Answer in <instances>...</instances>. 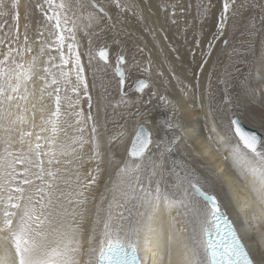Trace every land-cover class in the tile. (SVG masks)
<instances>
[{
	"label": "snow or ice",
	"instance_id": "1",
	"mask_svg": "<svg viewBox=\"0 0 264 264\" xmlns=\"http://www.w3.org/2000/svg\"><path fill=\"white\" fill-rule=\"evenodd\" d=\"M44 2L53 10L46 19L55 21L56 32L50 33L51 43L41 42L37 55H32L27 32L23 45L18 43V11L13 17L15 31H5L6 21L0 22V264H147L144 256L162 241L167 264H264V256L257 259L242 242L225 216L218 195L231 187L227 183L231 179L252 193L264 218V89L259 107L244 105L239 102V94L229 93L227 81H221L225 90L215 109L218 117L209 101L214 133L210 139L230 162V172L224 176L200 163L184 135L186 126L179 101L172 103L164 96L160 100L171 106L170 114L153 122L160 133L155 140L145 124L136 125L130 147L123 146L119 139L126 136L124 132L119 138L102 139L77 51L76 19L72 20L73 27H68L71 5L64 0L58 4L56 0ZM76 5L80 11L77 19L86 21L84 27L98 28L101 33L111 31L115 45L121 44L122 33L131 35L126 28L129 15L137 22L143 20L140 0H76ZM18 6V0L10 4L12 9ZM8 7L6 0H0V15L7 16ZM37 7L43 10L42 5ZM160 7L165 12L171 9L168 19L172 24L177 23V10L181 14L184 11L179 0L163 2ZM196 7L204 18L214 5L208 0ZM249 11L253 14L246 18L244 14ZM230 20L233 30L243 27L244 62L259 63L264 68L262 0H222L216 33L204 55L211 57L214 41L224 38L222 43H229L225 33ZM66 40L70 41L67 56ZM53 48L59 53L60 63H55L53 56L41 63L45 51ZM28 55L31 60L25 62ZM87 55L90 66L95 61L105 70L112 67L107 44L93 48L89 40ZM207 63L205 59L201 70ZM124 64V55L118 53L114 74L121 102L128 103ZM35 81L42 82L38 96ZM240 87L243 94L255 96L256 89L247 82L242 81ZM147 88L148 82L139 80L129 92L143 94ZM69 89L75 100L67 95ZM81 91L88 100L86 118L83 111L75 110ZM45 100L54 104L47 116ZM37 110L41 113L38 132L34 131L38 127ZM100 110L98 103L97 112ZM138 115L147 123L151 110ZM68 117H75L74 123ZM89 121L90 139L85 136ZM104 127L106 131V124ZM69 128L79 134L70 137ZM114 140L121 143L120 150L114 149ZM86 145L91 147L85 156ZM86 165L90 167L84 173ZM106 167L105 194L95 203L89 226L95 201L90 193L99 187ZM177 217H183L182 227H177ZM165 222L166 230L157 228ZM258 239L264 244V233Z\"/></svg>",
	"mask_w": 264,
	"mask_h": 264
},
{
	"label": "bare ground",
	"instance_id": "2",
	"mask_svg": "<svg viewBox=\"0 0 264 264\" xmlns=\"http://www.w3.org/2000/svg\"><path fill=\"white\" fill-rule=\"evenodd\" d=\"M153 1L155 2V0H143L141 6H145V7L147 6L148 7V4L150 3L152 5ZM161 2H162L161 0L158 1L159 4ZM169 2L170 3L175 2V0H169ZM156 3H157V1H156ZM179 4L185 5V9H186L187 15H188V16L186 15L187 22H185V23H187L186 27L188 28V30H187L186 35H185V38H186L185 39L186 41L184 40L185 42L184 41L181 42L183 40L182 37H181L182 40H179L180 38H178V36L176 38L173 33H170L171 31H169L170 34L168 33V35H166V37H165L166 50H164V63L163 64L165 66H168L171 69L170 72H167V76H169L170 81L167 84V83H165V81L160 80L158 77H156V76L152 77L149 74L148 75L146 74V76L144 78H141V79H144L148 82L149 88L145 89V92L143 94L132 93V94L128 95V96L134 97V98H130V99H133V100H130L133 103L129 104V105L132 106V109H136L134 111L135 119L133 121L129 120L128 123L125 125L126 128L125 129L122 128L123 129L122 131L124 133H126V136H124L123 138H120V139H122V145L123 146L129 147L130 141L132 139L136 125L137 124H145V126L149 129V131L152 132L153 139L155 140L160 133L158 132V129L155 127L153 122L157 121V120H161V119L165 118L167 115H169L170 114V107H171L170 105H166V104L162 103L160 100V97L164 96L169 101H171L172 103H177L179 101V106H180V111H181V119L186 126L185 131H184V135L186 136L188 143L191 144L192 148L196 151V153H198L197 159H199L201 164L206 165L207 167L213 168L221 176H224L226 173L230 172V168H229L230 162L224 160V158H223L224 154L217 152V150H216L217 144L214 142L213 139H210L211 136H214V133L212 132L213 117L208 115L209 111H210L209 101H211V110L215 113V109L219 105L221 98L224 95V90H225V83H221V81H227L229 93L233 94V95L239 94V102L241 104L253 105V106L259 107L261 99H262L261 89H264V68H262L259 65V63L255 64V65H250L248 63H245L244 60L242 59L243 60L242 63L238 64V66L237 65L235 67L231 66V70H230L228 76L226 75L227 77L224 80L218 79L219 80L218 82L213 83V87L211 88L212 92H211V95L209 96L208 95L209 94V92H208L209 87L206 86V83H208V76H209V73L212 71L211 70L212 69L211 63H212V60L214 59V57L216 56V54H215V53H217L216 48L218 46H220V48L222 50L221 46L223 45L222 40L224 38H221L220 41H214L215 47L212 49L211 57H206L204 55V53H206L208 51L209 43L213 42V36L216 33L219 13L222 10V0H217L214 4V7H212L210 9V12L204 18H202L199 15L198 11L194 8V3L192 0H179ZM154 5H156V4H154ZM152 8H153V5H152ZM146 9H149V8H146ZM157 9H158V7H157ZM157 9H156V12H157ZM153 14L155 15V13H153ZM184 17H185V15H184ZM184 21H185V19H184ZM158 28H160V27L158 26ZM186 29H184V31H186ZM130 31H132V30H130ZM133 32H134V30H133ZM141 33H143V31ZM160 34H162V32ZM171 34H173L174 36H170ZM225 36H226V34H225ZM125 38L121 34V36H120L121 44L120 45L113 44L112 43L113 38L111 40L108 39L110 41L106 42L105 44H107L108 46L110 45L111 47L113 45L121 47L124 43ZM228 38H229V36H228ZM129 39H131V38H129ZM139 39L141 41V38H139ZM149 39H150V37H149ZM163 39H160V40H163ZM230 39H231V37H230ZM165 41L163 40V42H165ZM237 41H238V39H237ZM242 41L243 40L239 39V42H238L239 46L240 45L243 46ZM156 42H157V40H156ZM197 42H198V44H197ZM230 43H231V41H230ZM236 44L234 43V45H236ZM144 45H145V43H144ZM160 45L163 46V43L160 42ZM148 46L149 45H147L146 47H148ZM239 46L237 47V49H239ZM160 48L164 49L162 47H160ZM37 49H40V48H37ZM157 49H158V47H157ZM234 49H236V48H234ZM142 50H143V48H142ZM227 50H225V51H227ZM35 51H37V50H35ZM154 55H156V54H154ZM219 55H221V54H219ZM221 56H223V55H221ZM28 57L26 58V62L31 60ZM158 57L156 55L154 59H155V61L157 59V62L160 60L159 65H161L162 60L160 59V57L159 58ZM205 59L208 60V63L206 65H204L203 70H201V65ZM239 59H241V58H239ZM41 60H42V58H41ZM43 61H44V59L41 61V63H43ZM238 61H237V63H238ZM111 62L114 64L113 67H115V61L111 60ZM136 64H139V63L137 62ZM229 66H230V64H229ZM138 67H139V65H138ZM158 68H160V67H158ZM228 69H227V71H228ZM163 71H164V69H163ZM159 73L161 74V72H159ZM171 75H173V77ZM210 75H211V73H210ZM221 78H222V76H221ZM72 80L74 83L75 82L74 73L72 76ZM242 81L247 82L251 88L256 89V93H255L254 97H252L251 95L243 94L241 87H240V83ZM41 83L42 82H40V81H35V85L37 88V96L39 95L38 89H39V86ZM134 84H135V82H134ZM210 84H212V83H210ZM208 85H209V83H208ZM32 87H33V85L30 84L29 85L30 91L32 90ZM128 91H129V89L126 90V93H128ZM186 92L191 93L193 95V98H195L197 96L196 99L191 100L190 97L187 98L185 96ZM153 93H155V95H153ZM61 95H64L63 91L61 92ZM67 95L71 96L73 100L76 99L75 94L72 93L70 91V89L67 92ZM115 95H117V94H115ZM126 98H127V96H126ZM111 101L112 100H110V102ZM45 103L48 105V109L45 111L44 115L47 116L48 111L54 110V104L51 103L50 101H47V100H45ZM81 103L82 102H81V98H80L79 104L76 105L75 110L87 111L86 108H84V110H82ZM129 105L126 104V106H124V103L121 102V104L118 103V108L121 110H123V109L128 110V109H130ZM86 106H87V104H86ZM39 107H40V104L38 103L37 109H39ZM113 108H114V106H113ZM114 109H117V108H114ZM149 110H151V116L149 118V121L147 123H145V121L139 117L138 112H145V111H149ZM237 110H239V109H237ZM62 111H64V109H62ZM114 111L118 112V110H114ZM130 111L124 112V110H123L122 113H120V112H118V113H120L121 116L122 115L127 116ZM110 112H111V110H110ZM30 115L31 114L29 113V116ZM84 115L86 118L87 117L86 114H84ZM215 115H217V117H218V113H215ZM73 119H75V117H73ZM35 124L38 127L34 131L38 132L39 131V125L41 124V113L38 110L36 111ZM87 131H89V133L87 132L88 133L87 138L90 139L91 138L90 128H88ZM41 135H46V134L41 133ZM74 135H77V134L73 133L71 136H74ZM101 138L105 139V137L103 135H101ZM61 139H63V135L61 136ZM122 145L118 141L116 150L117 149L120 150ZM90 147H91L90 145L85 146V150H84L85 156L90 154ZM88 167H90V166L86 165L82 171L84 173H86ZM104 174H105V172L103 173L102 178L99 182V187L98 188L94 187L92 192L90 193V195L95 196V201L93 202V205L90 208L89 226L91 224V215L95 213V203H98L101 199V196L103 195V188L105 187V182H106V179H104ZM227 183L229 185H231V187L230 188L226 187L222 192L218 193L219 198L222 202V210L225 211V213L229 216V219L233 222V224L238 229L239 235L242 237V241L246 244V246L248 248H250L252 250V252L255 253L256 258L259 259L261 256H264V244H262L258 239L259 236L262 233H264V218L261 217V215L259 213V209L257 207V204L253 198V195L247 188H245L243 186H237L234 183V181H232L231 179H229L227 181ZM182 226H183V217H177V227L179 228ZM160 227H163L166 230L167 229V223L165 222V223H163V225L158 224L157 228L159 229ZM85 235H87V233ZM144 259L146 260L147 264H167L168 255H167V250L165 248L164 242L162 241L159 243V246H155L149 253H147L144 256Z\"/></svg>",
	"mask_w": 264,
	"mask_h": 264
},
{
	"label": "rangeland",
	"instance_id": "3",
	"mask_svg": "<svg viewBox=\"0 0 264 264\" xmlns=\"http://www.w3.org/2000/svg\"><path fill=\"white\" fill-rule=\"evenodd\" d=\"M142 1L143 0H140L141 5H142ZM156 1L158 3V1H160V0H155V2L154 1L152 2L153 8H152V5L150 3L148 4V7L142 6V14H143L142 22H137L135 17L129 15L126 28L131 33V35H124L122 33L124 38L126 37L128 40L125 38L126 40L124 39V43L121 47L114 46V45L111 47L109 45L110 64L112 65V67H110V69L108 68L107 70H105L102 63L99 66H97L96 62L93 61L92 65L91 66L89 65V60H88V55H87V53L89 51V40L92 41V47L97 48L101 45H104L106 42H109L113 38L114 34L111 31H105V32L101 33L98 28L86 29L84 27V25L86 24V21L77 19V17L80 16V11L77 9L76 0H64L65 3H69L71 5V10H69L67 13L68 16L70 17L68 27H70V28L73 27V24H72L73 19H76V21H77L76 26H75V37H76L77 51L81 55V63L84 66L85 77H86V79L88 81V85H89V94L92 97L93 107H92L91 111L96 116L97 121L100 124L99 132L101 133V135H103L105 137V139L108 137L119 138V134L121 133V131L123 129L126 128L125 125L128 123V121L129 120L133 121L135 119L134 111L136 110V109H132V106L129 105V104L133 103L132 101H130L133 99H130V98H134V97L127 95V98L125 97V100H127L128 103H124V106H126V104H127V105H129L130 109H128V110L123 109V110H124V112H128L130 110L131 111L129 112V114L127 116L126 115H122V116L120 115V113L123 112V110L118 108V103L121 104V96L119 95L120 89H119V84H118V77H116L114 74V67H113L114 64L111 62V60L115 61L114 58H116V55L118 53H121V52L125 57V64L123 66L125 69V74H126L125 89H124L125 92L127 89H130L134 86V82L136 83L138 80H142L141 78H144L146 76V74L147 75L149 74L152 77L156 76L160 80L165 81V83L168 84L170 81V78H169V76H167V72H170L171 69L168 66H165L163 64L164 63V50H166L165 37H166V35H168L169 31H171L170 33H173L176 38L178 36V38H180L179 40L183 39L181 42H183L186 39L185 35H186L188 28L186 27L187 23H185V22H187V19H186L187 18L186 17L187 11L185 9V5L184 4L180 5L184 9L183 14H181L179 12V9H178L177 10V17H176L177 23L172 24L168 19V13L171 12V9H169L168 12H165L160 7L161 3H163V2L170 3L169 0H161L162 2L160 4L159 3L157 4ZM192 1L194 3V8L197 11H198V9L196 6L198 4H202V3L207 4L208 3V0H192ZM216 1L217 0H211V3L214 5ZM6 2L9 3V7L6 9L8 11V15L7 16L0 15V22L6 21V24H7L5 31H7L8 28H12L13 31L16 30L15 29L16 22L13 19V17L15 15V12L18 11L19 17H20L19 26H18V30L20 33V40L18 41V43L20 45H23L24 34H25V32H27L29 44L31 45V47L33 49L32 55H37L39 52V49H37V48L41 47V42L47 41V42L51 43L53 36L50 35V33L56 32V29L54 28L55 21L54 20L49 21L46 19V16L53 15V10L49 8V5L46 4L44 2V0H18V4H19L18 9H12L10 7V4L12 2H16V0H6ZM60 2H61V0H56L57 4ZM101 2H103V0H101ZM239 2H241V0H238V3ZM262 2H264V0H262ZM154 4H156V5H154ZM37 5H42L43 10H41V8L37 7ZM157 7H158V9H157ZM146 8H149V9H146ZM156 9H157V12H156ZM26 13H27V16H26ZM153 13H155L156 16ZM252 14L253 13L251 11H249V12H246L244 14V16L247 18L248 16H251ZM184 15H185V17H184ZM184 19H185V21H184ZM231 24H232V22L230 20L229 26H228L226 33H225L226 38L228 39L229 43L226 46L223 44L224 46L223 45L221 46L222 50H221L220 46H218L216 48L217 53H215L216 56L213 59L214 61L212 60V63H211L212 64L211 65L212 71L210 72L211 75L209 73V76H208L209 85H208V83H206V86L209 87V89H208V92H209L208 95L209 96L211 95V92H212L211 88L213 87V83L218 82L219 80H224L228 76V74L231 70V66H234V67L236 65L238 66V64H241L242 61L245 60V57L242 54L244 45L243 46L240 45L241 46L240 47L238 44L239 39H241V40L244 39V37L241 36V32L243 31V27L241 26L238 30H233L231 27ZM26 25H27V28L25 27ZM158 26L160 28H158ZM184 29H186V31H184ZM130 30H132V31H130ZM133 30H134V32H133ZM142 31H143V33H141ZM41 32L43 33V36H40ZM93 32H97V33H99V35H93L92 34ZM161 32H162V34H160ZM173 34H171L170 36H174ZM0 35H2V33H0ZM138 35L139 36L141 35V36L139 37ZM228 36H229V38H228ZM149 37H150V39H149ZM181 37H182V39H181ZM230 37H231V39H230ZM129 38H131V39H129ZM139 38H141V41ZM108 39H110V40H108ZM160 39H163L165 42H163V40H160ZM237 39H238V41H237ZM156 40L158 43L156 42ZM230 41H231V43H230ZM69 42L70 41H68V40H66V42H65L64 51H65L66 56H67V43H69ZM160 42L163 43V46L160 45ZM144 43H145V45H144ZM234 43L235 44L237 43V44L234 45ZM147 45H149V46L146 47ZM237 45L239 46V49H237V47H238ZM16 46H17L16 44H13V47H16ZM157 47L160 51L157 49ZM160 47H162L164 49H161ZM142 48L144 51L141 50ZM234 48H236V49H234ZM4 50H6V49H4ZM35 50H37L38 52ZM225 50H227V51H225ZM154 54H156L157 57L159 56L160 59L162 60L161 65H159L160 60L157 62V59H156V61H155L154 58L156 55H154ZM219 54H221L223 56H221ZM28 56H25V62H26L27 57L29 59H31V57H30L31 55H28ZM49 56H53L56 58L54 61L55 63H57V64L60 63L59 53L54 48L50 49V50H46L44 53V56L41 58H42V60L43 59L47 60V58ZM239 58H241V59H239ZM237 61H238V63H237ZM137 62L139 64H136ZM229 64H230V66H229ZM138 65H139V67H138ZM157 66L160 68H158ZM71 67H72V65L71 66L69 65L68 68H71ZM163 69L166 73L163 71ZM227 69H228V71H227ZM159 72H161V74ZM171 76L173 77V75H171ZM221 76H222V78H221ZM210 83H212V84H210ZM102 85H103V87H102ZM105 89H106V91H105ZM115 94H117V95H115ZM185 96L187 98L190 97L191 100H194L197 97L196 96L195 98H193V95L191 93H188V92L185 93ZM101 97H103V99H101ZM80 98H81V102H82L81 103L82 110H84V108H86V110H87V111L84 110L83 113L86 114V116H87V114L89 112L88 100H87V97L83 96L82 91H81V97ZM110 100H112V101L110 102ZM98 103L101 105V110L99 112H97ZM86 104H87V106H86ZM113 106H114V108H117V109H114ZM110 110H111V112H110ZM114 110H118V112H120V113H118L117 111H116L117 112L116 113ZM64 111H65V109H64ZM68 119H69V121L74 123L73 117H68ZM105 124H106V128H107L106 131H105V127H104ZM90 126H91V122L89 121L88 126H87L86 131H85L86 137H87V134L89 133V131H87V129L90 128ZM67 131H68L69 136H71L73 133H76L77 135L79 134V133L74 131V128H69ZM63 139H64V137H63ZM117 143H118V140H114V142H113L114 149L117 148ZM117 150H119V149H117ZM106 170H107V167H106ZM106 170H105V174H104V179H106V182H107L108 181V170L107 171ZM106 182H105V184H106ZM103 194H105V187L103 188Z\"/></svg>",
	"mask_w": 264,
	"mask_h": 264
},
{
	"label": "water",
	"instance_id": "4",
	"mask_svg": "<svg viewBox=\"0 0 264 264\" xmlns=\"http://www.w3.org/2000/svg\"><path fill=\"white\" fill-rule=\"evenodd\" d=\"M142 80H144V79H142ZM138 81H139V80H138ZM135 84H136V83H135ZM135 84H134V85H135ZM132 93H136V92H129V91H128V95H130V94H132ZM136 94H141V93H136ZM129 147H130V146H129Z\"/></svg>",
	"mask_w": 264,
	"mask_h": 264
}]
</instances>
